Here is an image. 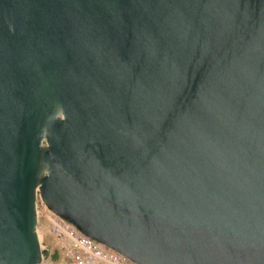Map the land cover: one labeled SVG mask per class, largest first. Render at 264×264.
<instances>
[{
    "label": "water",
    "instance_id": "1",
    "mask_svg": "<svg viewBox=\"0 0 264 264\" xmlns=\"http://www.w3.org/2000/svg\"><path fill=\"white\" fill-rule=\"evenodd\" d=\"M36 198L137 264H264V0H0V264L46 257Z\"/></svg>",
    "mask_w": 264,
    "mask_h": 264
},
{
    "label": "built area",
    "instance_id": "2",
    "mask_svg": "<svg viewBox=\"0 0 264 264\" xmlns=\"http://www.w3.org/2000/svg\"><path fill=\"white\" fill-rule=\"evenodd\" d=\"M35 217L38 241L41 247H47L46 257L35 264H137L84 235L38 198L35 199ZM53 250L57 253L55 259L50 257Z\"/></svg>",
    "mask_w": 264,
    "mask_h": 264
},
{
    "label": "trees",
    "instance_id": "3",
    "mask_svg": "<svg viewBox=\"0 0 264 264\" xmlns=\"http://www.w3.org/2000/svg\"><path fill=\"white\" fill-rule=\"evenodd\" d=\"M45 242L48 243L47 239H45Z\"/></svg>",
    "mask_w": 264,
    "mask_h": 264
},
{
    "label": "rangeland",
    "instance_id": "4",
    "mask_svg": "<svg viewBox=\"0 0 264 264\" xmlns=\"http://www.w3.org/2000/svg\"><path fill=\"white\" fill-rule=\"evenodd\" d=\"M44 240V239H43Z\"/></svg>",
    "mask_w": 264,
    "mask_h": 264
}]
</instances>
